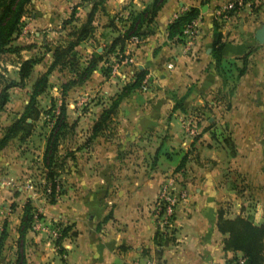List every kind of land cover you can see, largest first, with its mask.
<instances>
[{"label":"crops","instance_id":"crops-1","mask_svg":"<svg viewBox=\"0 0 264 264\" xmlns=\"http://www.w3.org/2000/svg\"><path fill=\"white\" fill-rule=\"evenodd\" d=\"M40 1V5L38 0L31 1L35 11L30 17L31 28L55 26L65 19L71 5L88 7V13L92 2L98 0ZM151 1L104 0V12L95 15V37L80 44L78 54L85 53L88 59L94 49L106 51L117 35L105 28L108 19L118 12L125 18L123 9L129 4V10L142 11ZM233 1L167 0L143 42L137 47L126 43L125 47L133 53L138 70L146 73L150 91L135 90L123 99L112 124L97 138L89 140L94 123L110 100L134 79H114L104 74L106 65L100 63L83 85L66 93V122L75 125L58 148L63 160L59 170L62 191L54 204L45 199L33 203L35 195L23 188L14 191L21 170V154L13 147L18 139L9 143L13 150H6L8 145L0 150V234L6 222V248L14 235L17 238L22 207L29 199L43 218L41 228L25 236L27 264H226L240 255L223 251L225 236L216 223L222 214L225 219L240 216L264 225V43L254 40L264 24V0H246L244 5L242 0L243 6L234 16L217 20L224 44L219 64L222 76L211 56L212 21L218 8ZM190 7L199 8L200 17L193 46L185 53V41H169L166 29ZM33 35L39 39L41 34ZM246 54L244 73L237 77ZM116 56L106 57L109 67ZM121 71L136 73L134 68ZM93 90L106 100L97 105L96 99L87 111H77L70 93L80 94L83 103ZM184 95L185 112H173L172 97ZM185 118L196 121L195 137L183 131L181 121ZM6 159L11 163L5 172ZM169 175L179 178L187 200L175 215V243L157 257L160 248L154 243L158 229L153 205ZM13 202H17L16 210L10 209ZM52 223L71 227L61 254L51 236Z\"/></svg>","mask_w":264,"mask_h":264},{"label":"trees","instance_id":"trees-1","mask_svg":"<svg viewBox=\"0 0 264 264\" xmlns=\"http://www.w3.org/2000/svg\"><path fill=\"white\" fill-rule=\"evenodd\" d=\"M32 0H0V63L1 58L5 54H18L23 50L22 47H16L12 45V42L16 40L21 32L22 21L26 15ZM167 0H152L142 11H131V5L127 6L123 10L127 15L125 18L121 16V12L115 13L111 16L105 28L116 32L117 35L111 40L106 51L98 53L96 49L91 56L83 63L76 48L90 40L94 36V21L96 12H104V0L93 1L91 9L87 13L85 19L79 23V25H73L70 30H65L66 26L73 24L77 21V13L79 5H74L71 8V12L68 19L63 22V30L67 31V37L61 44H57L52 48H47L46 52L51 54V63L47 70L40 74L31 86L29 94V100L25 105L24 110L17 118L12 121L10 125L3 129L2 137L0 138V150L9 144L14 139L23 142L28 139L33 132L34 124L39 120L41 112L37 109L38 99L45 94L49 89V76L52 71L57 69L59 71H66L70 75V79L66 81L61 88V95L63 98L66 93L73 89L83 85L97 69L100 63L103 66L104 74H110V67L107 61V56L115 53H123L125 51L126 43L132 37H138L142 40L150 32V26L153 23L157 13L163 7ZM243 0V5L246 3ZM249 2V1H248ZM243 5H238L234 1V7L227 14L229 17L234 16ZM250 8L254 11V5L251 4ZM219 9V8H218ZM200 17V9L190 7L176 17L171 23L168 24L166 33L169 41H181L185 29L192 23L197 21ZM223 14L218 20H224ZM213 44L211 56L215 60L216 70L224 76V73L219 67L222 49L224 44L221 43V33L219 32L220 25L216 18H213ZM119 27L121 28L119 30ZM248 54L243 57L242 68L238 70V76L244 73ZM43 60V56L38 58H29L17 62V81L3 79L0 73V112L4 110L5 105L9 100V90L12 88H24L26 82L31 77L33 68L40 64ZM105 67V68H104ZM146 78V73L143 70H138L135 73V78L132 83L126 84L119 93H117L111 100L110 105L103 110L97 121L94 123L91 136L89 140H93L100 136L104 130H106L113 122V117L117 113L119 104L123 99L128 97L135 90H140L141 83ZM229 93H232V89ZM186 95L181 98L172 97L174 106L172 111L179 110L185 112L183 107ZM75 124H67L66 112L64 101H62L58 114L54 115V122L50 128L49 134L45 141V148L42 156L43 168L47 170L45 177L44 191L48 193L49 204H54L56 198V178L58 177L55 169H60L59 165H63V160H60L58 155V148L66 135L73 131ZM59 167V168H58ZM50 183V187L48 186ZM39 218L36 215V210L31 204L30 200H27L22 207V215L20 224L17 229L18 240L17 249L15 251V259L13 264H27L24 255V242L27 232L31 231L35 223V219ZM104 220L103 222H105ZM217 229L225 236L223 240V251L233 254L239 253L241 255L242 264H264V225H255L248 218L236 217L234 219H225L222 214H219L217 219ZM60 234L57 239L54 240V245L57 248L59 254L62 253L61 244L67 234L71 231L70 226L61 227ZM7 223L3 224V229L0 234V261L4 258L7 251L6 242L8 239ZM74 236V233L70 234ZM171 238V239H170ZM173 242L171 237L157 231L154 237L155 246L159 247V251L156 253L157 257L161 255L164 248L169 246ZM235 261H228L231 263ZM238 264V263H237Z\"/></svg>","mask_w":264,"mask_h":264},{"label":"rangeland","instance_id":"rangeland-1","mask_svg":"<svg viewBox=\"0 0 264 264\" xmlns=\"http://www.w3.org/2000/svg\"><path fill=\"white\" fill-rule=\"evenodd\" d=\"M38 1H39L38 4L40 5L41 1L40 0ZM73 6L74 5H71V7H69L68 12H65L64 20L62 19L61 21H59V23H57L55 26L52 25L50 28H42V27L41 28L39 27L31 28L29 26L30 17L32 13H35L34 9L29 6L28 11L22 21L20 35L16 40L12 42L13 46L22 47L23 50L20 51L18 54L3 55L1 58V63H0V73L2 74L3 79H5L6 81H9V80L16 81L18 79L17 70H16L17 62L21 61L24 58H27V59L33 58V57L38 58L41 56H43V60L40 64L35 66L32 78H30L26 82L24 88H12L9 90L8 103L5 105L4 110L0 113V133L1 134L3 133V129L5 128L2 125L7 122L11 124L12 121H14L17 118V116H19V114L23 112L25 105H27L28 103L31 86L33 82L36 80L35 78H37L40 74L44 73L47 70L48 66L50 65L52 59H51V54L46 52L47 48L48 47L52 48L57 44H61L67 37L66 35L68 32L63 30L64 29L63 22L68 19V16L71 12V8ZM87 11H88V7H83L82 9L80 8L77 14L78 20L73 22V24L66 26L65 30L68 29L69 31L73 25H76V26L79 25V23H81L85 19ZM97 24H98L97 32L99 33L100 23H97ZM35 32H38L41 34L39 39H35L33 35V33ZM101 43L102 42H100V44L97 43L98 45L96 44L97 46H94V48L100 46ZM131 54L133 53L131 52ZM85 55H86L85 53L80 54L81 62L83 63L85 59H87V58H84ZM69 79H70V75L65 71H59L57 69L52 71L51 75L49 76V89L45 92L44 95H42L38 99L37 109L41 112V115L39 117V120L36 121L34 124L32 135L23 142L17 141V143H15V146H13L14 148L16 147L14 150L16 151L18 148V153L21 154L20 155V165H21L20 169L21 170H20V176H18V180L14 183L12 187L14 191L18 188H23L25 192L27 191V193H31V195L34 194L35 197H34L33 203L36 202L38 204V202L43 201V199H45V201L49 203V200H48L49 195L48 193L46 194L44 191L45 184H46L44 178L47 175V170L43 168V164H42V155H43L42 149L43 147H45L46 138L54 122V115L58 114V110H59V107L62 101H65V99L61 95L62 85ZM114 79H117V78L114 77ZM93 91L94 92H92L90 96L87 97V100L89 102L85 101L83 103L80 102L81 101L80 94L70 93V96H74L72 100H73L74 107L77 111H81V112L87 111L88 106L94 103L96 99H98L97 105L99 104L102 105L100 101L106 100L105 99L106 97L103 98L99 92H95V90ZM77 103H81V104L77 105ZM185 121H189V120L186 118L183 119L181 121V126H182L183 131L186 134V131L184 128V125L186 123ZM175 122H177V119H175ZM9 146L10 144H8V146L6 147V150H10V151L13 150V148L11 149ZM7 158H10V156ZM3 163H4L3 169L6 172L9 170V164L11 163L10 159H6ZM59 167L60 169L63 168L60 165ZM60 169L54 170L56 171L55 173H57L58 175V177L56 178V183H57L56 198L61 194V191H62V183H61V180L59 179ZM8 175L9 174H7V177L9 178ZM21 175L24 177L22 178ZM169 179H172L174 181L173 182L174 188H175L174 191H176L178 194H181V193L185 194V196L180 200V202L178 203L177 207L174 210V218L172 220L171 227L168 229H165L167 232L166 234H169V235L171 234L173 242L170 243L169 245H172L175 243V235L177 233V230L175 228V215L181 203H184L187 200V193H186L185 188L181 186V181L176 175H169L165 177V179L161 183L159 192L161 191L162 185H164L166 180H169ZM48 186L50 187V183H48ZM25 200L27 199L25 198V199L20 200V203L24 202ZM33 203L31 202V204ZM154 206H155V202L153 205V209H154ZM16 208H17V202H13L10 204V209L16 210ZM36 215H38L39 218L35 219V223L32 228L33 232L35 233L38 229L41 228V222H42L41 220L43 218V215H41L37 210H36ZM153 216H154V221L156 222L155 215L153 214ZM57 226H58L57 223H52V226H51L52 228L51 236H53L54 240L57 239V237L60 234V229ZM162 233L164 234V232ZM68 235L69 233L67 234V236ZM17 240H18V234H17V238H16V235H14L11 240V243L7 245V248H6L7 251L4 255V258L0 261V264H13L14 263L15 251L17 249V244H16ZM233 258L235 259V261L228 263V261L232 260ZM240 259H241V255L233 256L230 260L226 262V264H237V263L241 264Z\"/></svg>","mask_w":264,"mask_h":264},{"label":"built area","instance_id":"built-area-1","mask_svg":"<svg viewBox=\"0 0 264 264\" xmlns=\"http://www.w3.org/2000/svg\"><path fill=\"white\" fill-rule=\"evenodd\" d=\"M235 2L240 6L242 3V0H235ZM234 7V1L230 2L223 7H220L216 13L215 18L218 20L219 17L223 14L224 20H227L230 18L228 16V12L232 10ZM195 23H192L190 26H188L182 36V39L185 41L184 52L187 53L191 47L193 46V40L197 36V29L195 27ZM143 42L142 39L138 37H132L127 43L128 46L131 47H137ZM167 67L171 68L172 64H168ZM132 69L134 68V71H137L138 67L135 64L133 54H131V51H128L127 49L123 53H117V56L115 57L113 64L110 66V75L111 76H117L123 81H128L129 79H134L135 76L130 73H125V71H121L122 69ZM140 91L142 92H149L150 91V83L147 78L143 80L140 86ZM185 131L186 134L190 137H195L197 135V126L196 121H185ZM174 181L172 179L166 180L164 185L161 187V191L158 194L157 201H155V206L153 209V214L156 218V224L157 229L159 232H164L166 234V230L171 227L172 220L174 218V210L177 207L180 200L185 196L184 193L178 194L174 188ZM165 230V231H164ZM57 232V231H56ZM167 236H170L169 234H166ZM242 260L240 259V263L242 264ZM146 264H151L150 261H147Z\"/></svg>","mask_w":264,"mask_h":264},{"label":"water","instance_id":"water-1","mask_svg":"<svg viewBox=\"0 0 264 264\" xmlns=\"http://www.w3.org/2000/svg\"><path fill=\"white\" fill-rule=\"evenodd\" d=\"M202 11H204V9H202ZM254 40L258 44L264 43V24L255 32Z\"/></svg>","mask_w":264,"mask_h":264}]
</instances>
